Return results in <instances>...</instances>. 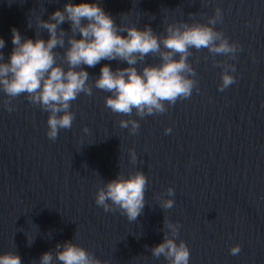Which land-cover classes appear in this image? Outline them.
I'll return each mask as SVG.
<instances>
[{
  "label": "water",
  "instance_id": "1",
  "mask_svg": "<svg viewBox=\"0 0 264 264\" xmlns=\"http://www.w3.org/2000/svg\"><path fill=\"white\" fill-rule=\"evenodd\" d=\"M65 2L0 0L4 60L13 47L12 28L22 39H35L36 16L47 20ZM98 3L116 25H147L157 36L169 24H206L219 8L221 19L212 27L239 49L234 59L190 49L187 61L196 82L191 95L171 106L165 101V112L144 117L112 112L104 104L110 93L92 86L102 65L116 70L126 62L81 65L92 94L71 102L72 126L60 129L55 141L45 135L46 111L24 94L9 98L0 92V252L16 253L21 264H38L43 252L68 240L106 264H166L150 251L163 238L166 217L180 225L177 239L189 249V264H264V0ZM59 27L71 34L67 22ZM39 35L47 39L46 30ZM54 51L66 68L63 49ZM159 62L149 54L135 67L139 72ZM224 65L234 66L235 82L221 92ZM7 101L11 112L4 109ZM122 119L137 120V132L121 128ZM166 127L172 129L168 134ZM138 170L147 184L135 221L95 205L96 189L105 181ZM169 187L174 204L163 210L155 197ZM233 244L240 245L237 255L228 251Z\"/></svg>",
  "mask_w": 264,
  "mask_h": 264
},
{
  "label": "clouds",
  "instance_id": "2",
  "mask_svg": "<svg viewBox=\"0 0 264 264\" xmlns=\"http://www.w3.org/2000/svg\"><path fill=\"white\" fill-rule=\"evenodd\" d=\"M221 19V11L215 9L207 23L169 24L165 35L157 36L145 25H116L98 0H66L61 9L54 10L47 20L36 16L37 35L35 39L23 38L17 29H11L12 50L7 61L0 54V92L9 98L24 94L28 102L38 105L48 113L45 135L55 141L60 129H69L74 119L70 111L71 102L81 93L92 94V86L110 93L104 104L114 113L139 117L166 111L178 98L191 95L195 80L194 69L187 61L190 49H207L209 53L235 58L239 49L237 43L228 40L212 25ZM67 22L70 35L59 25ZM31 27V22H29ZM46 30L47 39L39 35ZM124 33V35H121ZM79 34V38H76ZM67 40V43H66ZM5 41L0 38V49ZM57 47L63 49V62L57 63ZM149 54L158 55L159 64H144L136 69L138 61H144ZM101 60L124 61L125 68L112 70L108 64L101 66L99 75L89 85V74L81 65L94 67ZM218 91H224L235 82L230 74L233 65H224ZM78 69V70H77ZM4 109L11 112L14 107L7 101ZM119 126L135 134L139 123L135 119L120 120ZM86 132L87 129H84ZM172 131L164 129L165 134ZM130 162L137 156L128 150ZM147 178L142 171L118 173L115 178L105 181L96 189L94 203L104 212L118 211L129 222L135 221L145 206ZM173 188L166 189L164 195L155 198L161 209H171L174 204ZM180 225L166 217L163 219V238L151 249V256L163 258L166 264H189V249L183 240H178ZM32 237H28L29 244ZM231 255L240 252V245L233 244L228 249ZM106 264L90 252L72 241L57 243L52 251L43 252L38 264ZM0 264H21L19 255L14 252H0Z\"/></svg>",
  "mask_w": 264,
  "mask_h": 264
}]
</instances>
